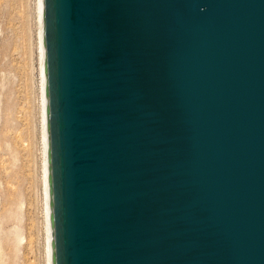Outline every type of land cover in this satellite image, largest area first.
Instances as JSON below:
<instances>
[{
  "label": "water",
  "instance_id": "1",
  "mask_svg": "<svg viewBox=\"0 0 264 264\" xmlns=\"http://www.w3.org/2000/svg\"><path fill=\"white\" fill-rule=\"evenodd\" d=\"M47 264H264V0H37Z\"/></svg>",
  "mask_w": 264,
  "mask_h": 264
},
{
  "label": "rangeland",
  "instance_id": "2",
  "mask_svg": "<svg viewBox=\"0 0 264 264\" xmlns=\"http://www.w3.org/2000/svg\"><path fill=\"white\" fill-rule=\"evenodd\" d=\"M37 0H0V264H47Z\"/></svg>",
  "mask_w": 264,
  "mask_h": 264
},
{
  "label": "bare ground",
  "instance_id": "3",
  "mask_svg": "<svg viewBox=\"0 0 264 264\" xmlns=\"http://www.w3.org/2000/svg\"><path fill=\"white\" fill-rule=\"evenodd\" d=\"M39 17V16H38ZM45 74H44V71H43V69H42V66H41V80H42V78H43V76H44ZM42 86V85H41ZM43 154H45V152L43 153ZM43 158H45V167H46V162H47V159H46V155H45V157H43ZM44 167V168H45ZM44 173H45V169H44ZM44 186H45V184H44ZM45 196H46V198H47V192H46V187H45ZM47 252V251H46Z\"/></svg>",
  "mask_w": 264,
  "mask_h": 264
}]
</instances>
